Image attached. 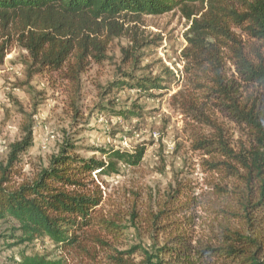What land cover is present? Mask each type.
<instances>
[{"label":"trees","instance_id":"obj_1","mask_svg":"<svg viewBox=\"0 0 264 264\" xmlns=\"http://www.w3.org/2000/svg\"><path fill=\"white\" fill-rule=\"evenodd\" d=\"M175 10L189 23L183 68L163 64L155 74L141 66L151 43L126 24ZM123 37V61L141 73L118 72L108 94L137 91L118 114L142 119L151 112L142 96L177 89L170 104L203 176L176 178L162 196L132 191L119 211L107 210L103 178L140 166L148 145L84 157L66 142L15 183L13 166L33 144L27 127L0 161V223L13 224L18 242L45 240L61 256L23 253L18 264H71L67 254L80 263L264 264V0H0V67L20 47L29 76L62 73L76 93L82 74Z\"/></svg>","mask_w":264,"mask_h":264},{"label":"rangeland","instance_id":"obj_2","mask_svg":"<svg viewBox=\"0 0 264 264\" xmlns=\"http://www.w3.org/2000/svg\"><path fill=\"white\" fill-rule=\"evenodd\" d=\"M188 25L179 10L126 24L134 26L151 43L142 49L148 56L141 66L152 65L155 74L163 64L175 72L182 69L179 55L187 43L184 33ZM129 43L124 37L115 39L108 59L82 74L79 93L73 91L77 88L62 73L29 76L27 52L17 46L12 49L0 67V161L8 162L10 148L24 139L25 128L31 126L33 131L32 146L20 153L19 162L13 166L21 169V175H13L15 183L34 177L48 166L66 142L84 157L100 156L97 148L101 147L132 150L140 144L148 145L140 166L122 165L119 174L103 178L107 210L119 211L132 191H140L143 198L150 192L162 196L176 178H202L198 155L190 149L183 133L185 120L170 104V95L177 89L166 95L155 91L156 96H142L140 103L151 110L142 119L125 120L118 114L137 96V91L129 88L108 94L118 72L141 73L123 61L122 48ZM12 227L11 222L0 223V264H18L23 253L61 256L45 240L18 242L12 237ZM124 240L131 243L133 238L127 235ZM67 255L71 264H105L103 259L80 263Z\"/></svg>","mask_w":264,"mask_h":264}]
</instances>
